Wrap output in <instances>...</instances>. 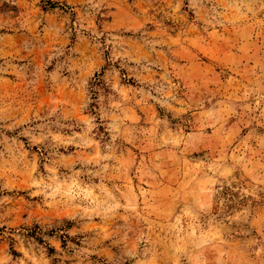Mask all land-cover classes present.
<instances>
[{
  "label": "rangeland",
  "instance_id": "374dc122",
  "mask_svg": "<svg viewBox=\"0 0 264 264\" xmlns=\"http://www.w3.org/2000/svg\"><path fill=\"white\" fill-rule=\"evenodd\" d=\"M0 264H264V0H0Z\"/></svg>",
  "mask_w": 264,
  "mask_h": 264
}]
</instances>
